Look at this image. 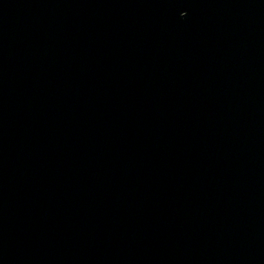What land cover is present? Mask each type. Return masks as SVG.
I'll list each match as a JSON object with an SVG mask.
<instances>
[{
	"label": "water",
	"instance_id": "water-1",
	"mask_svg": "<svg viewBox=\"0 0 264 264\" xmlns=\"http://www.w3.org/2000/svg\"><path fill=\"white\" fill-rule=\"evenodd\" d=\"M0 264H264V0H0Z\"/></svg>",
	"mask_w": 264,
	"mask_h": 264
}]
</instances>
